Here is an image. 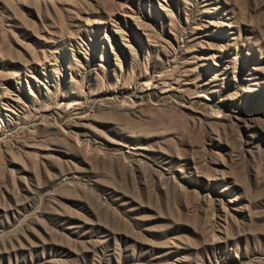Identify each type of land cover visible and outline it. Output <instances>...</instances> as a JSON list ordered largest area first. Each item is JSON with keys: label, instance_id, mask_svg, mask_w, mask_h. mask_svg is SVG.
I'll list each match as a JSON object with an SVG mask.
<instances>
[{"label": "rangeland", "instance_id": "rangeland-1", "mask_svg": "<svg viewBox=\"0 0 264 264\" xmlns=\"http://www.w3.org/2000/svg\"><path fill=\"white\" fill-rule=\"evenodd\" d=\"M0 264H264V0H0Z\"/></svg>", "mask_w": 264, "mask_h": 264}]
</instances>
